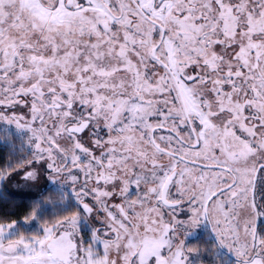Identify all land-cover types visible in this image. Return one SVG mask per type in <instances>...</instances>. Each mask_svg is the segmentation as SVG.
<instances>
[{"label": "snow or ice", "instance_id": "obj_1", "mask_svg": "<svg viewBox=\"0 0 264 264\" xmlns=\"http://www.w3.org/2000/svg\"><path fill=\"white\" fill-rule=\"evenodd\" d=\"M9 196L0 264H264V0H0Z\"/></svg>", "mask_w": 264, "mask_h": 264}, {"label": "trees", "instance_id": "obj_2", "mask_svg": "<svg viewBox=\"0 0 264 264\" xmlns=\"http://www.w3.org/2000/svg\"><path fill=\"white\" fill-rule=\"evenodd\" d=\"M10 202H0V210L15 213L17 216L23 215L28 210V205L30 204V199L27 197L16 196L11 197L9 196ZM56 209L52 208L49 209L44 213V220H52L55 218ZM38 227H35L37 230Z\"/></svg>", "mask_w": 264, "mask_h": 264}, {"label": "rangeland", "instance_id": "obj_3", "mask_svg": "<svg viewBox=\"0 0 264 264\" xmlns=\"http://www.w3.org/2000/svg\"><path fill=\"white\" fill-rule=\"evenodd\" d=\"M11 191H17V189L15 188V187H13L12 189H11ZM38 230V229H37Z\"/></svg>", "mask_w": 264, "mask_h": 264}, {"label": "flooded vegetation", "instance_id": "obj_4", "mask_svg": "<svg viewBox=\"0 0 264 264\" xmlns=\"http://www.w3.org/2000/svg\"><path fill=\"white\" fill-rule=\"evenodd\" d=\"M203 234V233H202ZM203 241L201 240L200 243H202Z\"/></svg>", "mask_w": 264, "mask_h": 264}]
</instances>
